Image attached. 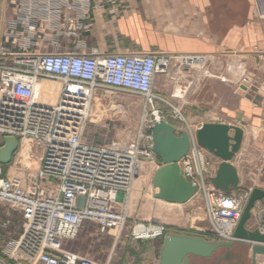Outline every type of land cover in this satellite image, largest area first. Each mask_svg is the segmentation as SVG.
<instances>
[{
  "label": "built area",
  "instance_id": "built-area-1",
  "mask_svg": "<svg viewBox=\"0 0 264 264\" xmlns=\"http://www.w3.org/2000/svg\"><path fill=\"white\" fill-rule=\"evenodd\" d=\"M16 1L15 31L9 33L12 43L0 48V136L17 138L20 150L23 140L29 139L39 151V166L10 175L0 164V202L23 215L22 233L7 248L6 258L0 255V264H99L88 255L64 249L65 241L76 239L86 221L97 223L102 232L125 224L127 212L120 202L127 201L145 169L154 173L159 166L151 126L161 119L170 122L155 108L158 101H166L154 90L156 76L169 74L177 61L181 69L192 72L187 87H193L202 77L213 75L210 57L163 51L102 52L90 46L86 36L92 30L93 14L107 4L119 12L127 0ZM253 1L256 13L264 18V0ZM64 39L70 41L68 45L62 43ZM40 41L58 49H40ZM250 80L247 76L244 81ZM100 91L141 96L144 111L152 112L153 118L141 122L140 133L129 141L87 140L85 131L93 122L92 105ZM173 108V113H182V107ZM183 121L184 126L172 124L186 129L192 144L179 166L185 178L198 186V193L207 195L206 236L233 240L251 189L228 193L215 189L211 180L222 160L201 146L197 128ZM262 207L258 201L253 209V228L264 233V223L257 221ZM139 225L144 224H137L132 234L137 240L150 241L167 233L166 226L160 225L158 235L143 238L135 231Z\"/></svg>",
  "mask_w": 264,
  "mask_h": 264
},
{
  "label": "crops",
  "instance_id": "crops-1",
  "mask_svg": "<svg viewBox=\"0 0 264 264\" xmlns=\"http://www.w3.org/2000/svg\"><path fill=\"white\" fill-rule=\"evenodd\" d=\"M18 10L16 0H0V48L12 43L9 33L15 31ZM93 17L87 41L102 52L163 51L174 55H208L210 71L227 77L222 80L227 94L221 91L223 84H219L216 75L202 77L199 84L187 90L192 72L181 69L174 61L170 73L158 74L154 81L155 92L169 104L158 101L155 108L161 113L174 112L173 106L182 107L188 114L208 112L209 120L198 124L188 121L194 128L207 122L242 127L245 131L243 144L232 160L241 178L236 192L254 186L264 188V18L256 13L253 0H127L119 12L107 4ZM44 32L52 34V30ZM69 42L62 40L63 44ZM39 43L40 49H58L51 43ZM247 76L251 79L248 82L244 81ZM230 134L233 135L234 130ZM3 144L1 138L0 147ZM86 222L93 229L86 231L82 227L76 239L65 241L64 248L88 255L99 264L105 261V264L157 263V242L150 240L145 248L143 240L129 235L117 237L118 250L112 251L104 261L99 260L97 255L83 248V243H106V235L99 231L97 223ZM255 223L256 218L252 217L248 228H253ZM22 229V213L0 202V247L4 253L1 256L6 258L7 248L18 240ZM226 250L223 248L215 253V260ZM251 254V247L236 244L226 264H240L242 260L251 264ZM11 264L26 263L11 261ZM258 264H264V256H258Z\"/></svg>",
  "mask_w": 264,
  "mask_h": 264
},
{
  "label": "water",
  "instance_id": "water-1",
  "mask_svg": "<svg viewBox=\"0 0 264 264\" xmlns=\"http://www.w3.org/2000/svg\"><path fill=\"white\" fill-rule=\"evenodd\" d=\"M238 119L241 120L242 116L239 115ZM231 130H234L233 135L230 134ZM244 134V129L236 124L207 122L197 128V142L222 160L211 180L215 189L228 193L240 187V174L232 160L241 150ZM151 136L152 149L159 165L152 175L154 196L169 203H187L197 195L199 190L198 186L185 178L179 166V161L190 150L192 144L190 133L161 119L151 126ZM18 148L17 138L4 137V144L0 147V164H10ZM258 201L263 204V207L258 211L257 221L264 223V188L254 186L243 207L233 240H210L198 235L167 232L159 248L157 264H191V256L211 258L223 248L227 249V252L233 251L236 244L251 247V264H258V256H264V233L258 228L247 226ZM143 242L146 248L148 240L144 239ZM240 264H245V261L242 260Z\"/></svg>",
  "mask_w": 264,
  "mask_h": 264
},
{
  "label": "rangeland",
  "instance_id": "rangeland-1",
  "mask_svg": "<svg viewBox=\"0 0 264 264\" xmlns=\"http://www.w3.org/2000/svg\"><path fill=\"white\" fill-rule=\"evenodd\" d=\"M83 36H85V34H83ZM213 75L218 76L219 84H223V86H221V91L227 94L224 85L225 81L222 82V80L224 78L227 79V77L223 76L221 73H213ZM102 96L104 100L103 103L97 101V99L100 97L102 98ZM92 109V116L95 115V120L88 123L85 131V138L89 141L107 142L115 139L126 142L137 137L141 131V119L144 115V100L141 96L125 92L100 91L94 99ZM182 113L192 124H198L203 120L210 119L208 112L196 111L188 114L182 110ZM163 115L170 120L171 123L177 126H184V121L176 113L171 112ZM152 118L153 114L149 112L148 121ZM105 122L109 125L108 127L102 126ZM147 130V127L143 129L144 132ZM21 155L22 151L19 148L14 154L12 162L3 167L5 174L14 175L19 172L36 170L38 168V157H33V161L25 157V159H27L25 163L22 161ZM152 175L153 171L147 168L143 172V175L134 183L129 196L125 224L122 227H113L103 231L106 235V243L103 241L84 242V249H88L90 252L97 255L99 260L104 261L107 255L112 253V251L118 250L119 245L115 243V239L117 237L121 238L124 235L132 236L133 229L137 224H144L148 227L150 225H165L166 232H178L198 236L208 235L209 222L206 210V193L201 191L199 195L184 204H171L164 200L157 199L154 196L155 189L152 186ZM117 208L122 212V205H117ZM82 227L85 228L86 231H91L93 229L92 225L88 222H85ZM99 231L102 232L100 227ZM163 237L164 236H159L154 239L157 242L158 251L162 244ZM64 249L68 250L67 248ZM2 250V247H0L1 255L4 254ZM193 260L195 261L194 264H213L215 258L213 255L211 258H206L204 260L193 257ZM105 263L106 261L100 264Z\"/></svg>",
  "mask_w": 264,
  "mask_h": 264
},
{
  "label": "bare ground",
  "instance_id": "bare-ground-1",
  "mask_svg": "<svg viewBox=\"0 0 264 264\" xmlns=\"http://www.w3.org/2000/svg\"><path fill=\"white\" fill-rule=\"evenodd\" d=\"M197 84H199V82H197ZM187 90H188V87H187ZM97 101L103 103L104 100L101 99V98H98ZM178 115L183 120L186 119L183 113H178ZM158 116H159V114H158ZM147 118H148V112L144 111V115L142 116L141 122L145 121ZM93 120H95V115L92 116V121ZM23 144H24L23 148L21 149V151H22L21 159H22L23 162L26 163L25 160H27V159H25V157L29 158L30 161H33V157H39L38 149L33 147V144L31 143V141L29 139H24L23 140ZM199 194H200V192L197 195H199ZM129 196H130V193L128 194L127 201L125 203H121L120 202V204H122L124 206V210L126 209L125 212L127 211V208H128V205H129ZM171 204H180V203H171ZM135 231H136V233L138 235H140L143 238H152V237L158 235L161 232V226L160 225H158V226H151L150 225L148 227L146 225H139L138 227H136Z\"/></svg>",
  "mask_w": 264,
  "mask_h": 264
},
{
  "label": "flooded vegetation",
  "instance_id": "flooded-vegetation-1",
  "mask_svg": "<svg viewBox=\"0 0 264 264\" xmlns=\"http://www.w3.org/2000/svg\"><path fill=\"white\" fill-rule=\"evenodd\" d=\"M193 257L195 256H191V264H194V260H193ZM197 259H200V260H204L206 258H200V257H195ZM227 260H229V252H226L223 256L217 258L216 260H214V263L213 264H223L227 262Z\"/></svg>",
  "mask_w": 264,
  "mask_h": 264
}]
</instances>
